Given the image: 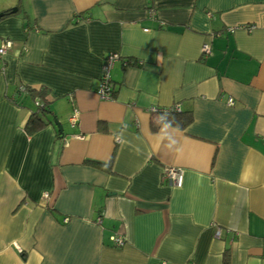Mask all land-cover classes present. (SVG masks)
Returning a JSON list of instances; mask_svg holds the SVG:
<instances>
[{
  "label": "crops",
  "instance_id": "1",
  "mask_svg": "<svg viewBox=\"0 0 264 264\" xmlns=\"http://www.w3.org/2000/svg\"><path fill=\"white\" fill-rule=\"evenodd\" d=\"M0 14V264H264V0H0ZM36 91L50 121L27 133ZM152 106L192 118L153 128Z\"/></svg>",
  "mask_w": 264,
  "mask_h": 264
},
{
  "label": "built area",
  "instance_id": "2",
  "mask_svg": "<svg viewBox=\"0 0 264 264\" xmlns=\"http://www.w3.org/2000/svg\"><path fill=\"white\" fill-rule=\"evenodd\" d=\"M147 14H148V17H150V18L154 17V10L151 7H149L147 10ZM238 27H245L247 29H251L253 26L252 25H245V24L236 25V26L229 27L228 30L233 31L234 29H236ZM10 45H11L10 41L4 42L0 46V53H4L5 49L7 47H9ZM201 51L203 54L209 53V44L208 43L202 44ZM117 58H119V57H118V54L116 52L108 53V54L104 55L102 58L101 74H100L98 85L96 87V93L102 99H110L112 97L115 84L110 79L109 70H110V67L112 66V63ZM124 64H127V62L124 61ZM226 101L228 104H233V99L231 97H228ZM157 109L158 108H156L154 106L150 107V111H152V112L157 111ZM173 109L179 110L178 107H175ZM75 115L76 114H73L70 117L71 122L74 121ZM116 141L119 142V139H117ZM161 178H162V180H167L168 182H170L174 186H181L182 181H183V169L180 167H177V166H166L162 170ZM44 196L46 197L47 194H44ZM218 232L219 231L216 230V234H218ZM112 240L117 245H121L124 243V239L120 235H116V234L112 235Z\"/></svg>",
  "mask_w": 264,
  "mask_h": 264
},
{
  "label": "trees",
  "instance_id": "3",
  "mask_svg": "<svg viewBox=\"0 0 264 264\" xmlns=\"http://www.w3.org/2000/svg\"><path fill=\"white\" fill-rule=\"evenodd\" d=\"M26 88L28 91L33 92L30 87ZM113 91H115V87ZM36 92L38 93V91ZM38 95L41 99L37 101V109L29 115L25 123V129L27 133H33L37 131L38 129L46 125L48 121H50L46 117V113L48 111L47 99L44 93H38ZM191 118L192 115L190 111H182L180 109L175 110L173 108L160 109L157 112L151 113V125L153 128H156L159 124H168L177 128H183L190 122ZM97 164L100 167H105L106 169L108 168V164ZM223 264H228V256L226 254L224 255Z\"/></svg>",
  "mask_w": 264,
  "mask_h": 264
},
{
  "label": "water",
  "instance_id": "4",
  "mask_svg": "<svg viewBox=\"0 0 264 264\" xmlns=\"http://www.w3.org/2000/svg\"><path fill=\"white\" fill-rule=\"evenodd\" d=\"M10 11L11 12L16 11V8H12ZM54 123L56 124L58 130L62 133V126L60 125V123L56 119L54 120Z\"/></svg>",
  "mask_w": 264,
  "mask_h": 264
}]
</instances>
